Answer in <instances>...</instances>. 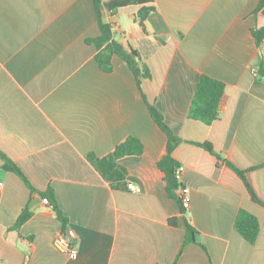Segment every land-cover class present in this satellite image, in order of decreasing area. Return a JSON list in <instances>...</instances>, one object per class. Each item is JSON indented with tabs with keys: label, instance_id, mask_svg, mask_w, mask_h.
<instances>
[{
	"label": "crops",
	"instance_id": "obj_1",
	"mask_svg": "<svg viewBox=\"0 0 264 264\" xmlns=\"http://www.w3.org/2000/svg\"><path fill=\"white\" fill-rule=\"evenodd\" d=\"M261 1L151 0L144 27L141 4L102 8L115 38L141 53L152 74L142 90L182 139L174 157L191 191L183 212L158 167L167 136L135 74L119 55L103 71L87 42L101 34L94 0H0V150L32 186L0 158V264H264V204L197 144L211 143L247 170L264 202V38L258 45L253 34L264 29ZM203 74L226 84L210 125L189 118ZM130 135L145 150L117 160L126 176L123 188H113L89 155L105 157ZM50 189L65 227L43 202ZM27 206L31 217L16 227ZM241 209L259 219L255 243L235 228ZM186 221L199 232L196 242L185 244ZM67 227L76 232V258L55 246Z\"/></svg>",
	"mask_w": 264,
	"mask_h": 264
},
{
	"label": "trees",
	"instance_id": "obj_2",
	"mask_svg": "<svg viewBox=\"0 0 264 264\" xmlns=\"http://www.w3.org/2000/svg\"><path fill=\"white\" fill-rule=\"evenodd\" d=\"M94 2L98 14L101 34L95 38H87V42L89 44H94L97 47L98 51L95 58L99 64V67L103 71L111 72L113 70V56L119 55L127 62L135 74L138 86L142 91L144 99L147 101L153 120L167 136L166 153L158 162V167L165 174L164 178L166 182L167 194L170 198L176 200L179 203L182 211L185 212L186 209L183 207V202L178 192L179 188L182 186V183H180L176 177L177 167L180 166V163L174 157V151L182 142V139L178 137L167 124L163 113L154 104L147 100V97L142 90V79L151 78L152 74L147 64L143 61L141 53L128 39L115 38L113 26L109 23H106L102 17L103 7H108L113 10V8L124 7L130 4H141L143 7L139 10L137 18L141 26L144 27V21L147 15L154 8L145 5L151 2V0H111L108 2L103 0H94ZM263 8L264 0H262L259 4L257 11L262 10ZM253 34L256 38L257 44L260 45L264 38V29H254ZM260 73H263V67H261ZM225 88L226 84L223 81L207 74L201 75L189 108V118L200 120L208 125L219 119L221 113L220 104L225 93ZM197 144L215 154L226 165L232 168L245 182L253 200L264 204L253 188L248 178L247 170L239 168L231 161L222 157L213 149L211 143L205 142ZM144 150L145 145L143 141L137 136L130 135L123 142L117 145L115 150L109 155L105 157L89 155V158L95 165V168L102 174V176L111 184L113 188L121 189L124 187L123 184L125 182L126 170L124 167L118 165L117 160L124 156L141 155L143 154ZM0 158L4 161L3 167L6 170L15 172L21 178H23L30 187H32L21 168L1 150ZM42 195L49 199L53 205L58 219L62 223V226L65 227L67 225V218L59 208L56 196L53 191L50 189L47 192L42 193ZM31 215L32 211L29 209V207H25L16 221V227H20L31 217ZM169 222L173 226L178 225L177 217H172ZM235 228L251 243H255L259 237V219L246 209H241L238 212L235 220ZM185 231V244L197 241L199 232L188 221H186Z\"/></svg>",
	"mask_w": 264,
	"mask_h": 264
},
{
	"label": "built area",
	"instance_id": "obj_3",
	"mask_svg": "<svg viewBox=\"0 0 264 264\" xmlns=\"http://www.w3.org/2000/svg\"><path fill=\"white\" fill-rule=\"evenodd\" d=\"M183 171L184 168L182 165L177 167L176 171V177L178 181L181 183L182 182V177H183ZM4 182L0 181V190L3 188ZM126 188L130 191H139V187L133 183V182H128L126 183ZM179 196L182 199L183 202V207L185 209H188L191 203V191L190 188L182 185L179 190ZM43 202L45 204L51 205V202L47 197L43 198ZM76 238V232L73 228L67 227L65 230H61L57 233L56 239H55V246L57 247L58 250L61 252L69 254L71 257L76 258L77 257V250L72 246V241Z\"/></svg>",
	"mask_w": 264,
	"mask_h": 264
}]
</instances>
